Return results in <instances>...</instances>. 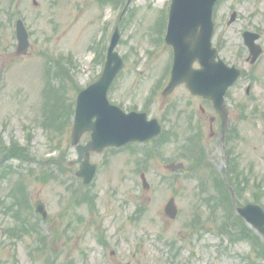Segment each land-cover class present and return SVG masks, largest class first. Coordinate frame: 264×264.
<instances>
[{
    "label": "rangeland",
    "instance_id": "374dc122",
    "mask_svg": "<svg viewBox=\"0 0 264 264\" xmlns=\"http://www.w3.org/2000/svg\"><path fill=\"white\" fill-rule=\"evenodd\" d=\"M126 1L0 0V264H264L249 240L232 241L230 231L224 232L228 252L214 249L219 230L206 234L212 224L199 191L205 190L200 178L211 191L221 184L234 214L247 202L264 207V55L251 93L250 77L231 91L235 138L221 143L222 123L208 103L185 85L160 94L172 49L156 40L167 24L169 0H134L127 9L117 46L126 65L109 98L126 111L150 110L174 135L93 153L100 168L89 186L76 176L79 165L69 163L77 157L71 145L77 96L101 74L102 49ZM216 7L214 43H222L221 55L233 61L243 49L245 28L264 31V0H219ZM233 10L238 17L228 25ZM19 17L30 33L23 54L17 53ZM187 139L197 147L190 157L182 154ZM87 140L85 135L82 142ZM172 161L186 168L172 172L166 167ZM141 170L149 189L142 186ZM172 196L180 208L176 219L164 211ZM84 198L90 203L81 204ZM38 200L46 203V220L36 211ZM137 207L143 211L135 217ZM202 213L204 233L190 223ZM236 220L245 225L238 213ZM24 225L36 230L27 233ZM248 228L264 252L262 237ZM250 255L253 262L245 259Z\"/></svg>",
    "mask_w": 264,
    "mask_h": 264
},
{
    "label": "water",
    "instance_id": "95a60500",
    "mask_svg": "<svg viewBox=\"0 0 264 264\" xmlns=\"http://www.w3.org/2000/svg\"><path fill=\"white\" fill-rule=\"evenodd\" d=\"M133 0H128L126 7ZM216 0H172L169 28L166 40L175 48V62L171 82L165 94L179 83L186 82L194 94L203 95L214 101L216 107L225 112V94L239 76V71L229 68L222 60H217V49L212 48V10ZM18 53L28 51L29 34L23 20L17 22ZM120 39L117 28L109 46L108 58L102 77L80 92L77 98L72 143L78 144L86 131H91V140L86 145H78L79 161L82 162L78 175L84 176L85 183L91 182L97 166L90 162L92 150L102 151L107 146H122L136 140L146 141L161 131L156 120L148 121L145 114L126 113L111 104L108 89L124 66L119 53L114 51ZM199 60L201 69H194ZM84 159V160H83ZM174 168L182 164H173ZM39 210L45 213L44 205ZM167 211L172 216L176 207L171 202ZM239 212L264 233V210L261 206L248 204Z\"/></svg>",
    "mask_w": 264,
    "mask_h": 264
},
{
    "label": "flooded vegetation",
    "instance_id": "af4514ba",
    "mask_svg": "<svg viewBox=\"0 0 264 264\" xmlns=\"http://www.w3.org/2000/svg\"><path fill=\"white\" fill-rule=\"evenodd\" d=\"M250 27V26H249ZM252 29V28H251ZM252 30H254V31H256V32H259L260 33V35H261V39L260 40H262V37H263V33L259 30V29H257V28H253ZM245 48V51L248 53V55H249V53H250V51H249V49L247 48V47H244ZM247 59V58H246ZM261 61V56H260V58L254 63V64H258L259 62ZM249 64V63H248ZM250 65V64H249ZM253 65V64H252ZM251 66V65H250ZM201 109H202V111H203V107H201ZM213 120H215V117H213Z\"/></svg>",
    "mask_w": 264,
    "mask_h": 264
},
{
    "label": "trees",
    "instance_id": "16d2710c",
    "mask_svg": "<svg viewBox=\"0 0 264 264\" xmlns=\"http://www.w3.org/2000/svg\"><path fill=\"white\" fill-rule=\"evenodd\" d=\"M251 238V237H250Z\"/></svg>",
    "mask_w": 264,
    "mask_h": 264
}]
</instances>
